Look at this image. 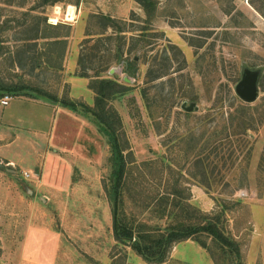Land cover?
<instances>
[{
    "label": "rangeland",
    "instance_id": "obj_1",
    "mask_svg": "<svg viewBox=\"0 0 264 264\" xmlns=\"http://www.w3.org/2000/svg\"><path fill=\"white\" fill-rule=\"evenodd\" d=\"M42 2L0 0V78L77 100L71 87L83 71L80 55L102 44L87 72L104 66L103 76L126 88L108 103L123 122L126 212L156 227L177 216L198 224L219 214L244 264H264V0H155L151 15L140 0ZM70 7L74 19L67 20ZM44 17L70 31L60 39L67 43L62 58L55 54L56 67L44 56L35 66L29 57L53 49L45 45L50 39L25 40ZM119 44L133 73L116 59ZM245 66L263 68L252 103L235 91ZM85 98L94 103L92 93ZM17 100L10 108L23 112ZM191 102L199 109L187 115L182 105ZM21 126L0 148V264H152L114 235L105 189L111 136L93 134V153L102 152L87 166L74 151H32ZM59 164L67 171L56 185ZM196 238L177 243L162 264H216L212 254L220 255L211 240L208 250Z\"/></svg>",
    "mask_w": 264,
    "mask_h": 264
},
{
    "label": "trees",
    "instance_id": "obj_2",
    "mask_svg": "<svg viewBox=\"0 0 264 264\" xmlns=\"http://www.w3.org/2000/svg\"><path fill=\"white\" fill-rule=\"evenodd\" d=\"M49 1L51 0H43L42 3L48 4ZM140 1L143 7L151 15V11L156 5L155 0ZM102 17L107 19V22L113 21V19L108 16L102 15ZM107 22H105V30H107L110 25V23ZM111 25L112 27L115 26V24ZM62 27L63 26L60 24H47V18L44 17L43 20L35 26L34 35L25 39L26 41H36L40 38L50 39V41L47 40L45 42V45L53 46V49L50 52H47L46 50L41 54L40 57H36L35 55L29 56L31 61L35 63V66L40 64L39 59L42 58V56L45 57L46 64L53 67L57 66L55 64L56 62L54 63L56 57L55 54L59 53V56L57 55V57L62 58L67 43L65 39H60L62 37H67L70 33V31H60ZM99 34H104V32ZM33 45L36 46V43ZM101 47L102 44H94L92 47L94 51H92L91 54L81 53L79 58V64L82 66L83 70L79 76L93 79L89 84L90 88L95 92L93 106H90L85 102L71 99L70 97H58L39 86L24 83L9 84L4 82L1 78L0 98L6 95H25L32 97V93H37L53 102H58L65 108L71 109L73 111L81 110L84 113L92 114L94 120L98 123L100 130L104 131L103 133L107 134L108 138L111 136L110 140L108 139V141H110L111 146L110 162L112 172L109 178V183L105 184V189L113 213L114 235L119 241L128 243L132 249L147 262L152 264L164 263L168 259L172 248L177 243L198 236L196 240L202 247L208 248V250L211 249L208 244V238L214 244L220 255V258L217 259L216 256L212 254L216 264H244L240 244L228 234L225 226L222 223L221 215L219 214L207 216L202 215L203 220L198 224L187 223L182 220L184 217L177 216L178 218H175L176 220L169 223L165 227H156L154 225L148 224L145 221H140L138 218H136V216L130 215L126 212L125 195L129 181L127 179L129 168L127 157L125 155L126 150L125 147H123V142L121 139L123 122L118 111L114 108H111L108 104L112 98L121 95L126 88L113 78L104 77V66H99L101 68L98 69L96 68L94 75H90L87 72V69L90 68L89 64L87 63L88 60L95 59L97 57L95 50H99ZM3 48L2 40L0 39V55L4 54ZM25 53H29V49H26ZM122 57V47L119 44L116 52V59L120 64L125 63L124 68L127 73H133L132 70L134 69V64L128 60L125 61ZM186 114L190 115L192 112L186 111ZM194 140L196 142V139ZM207 145L210 146L209 142ZM159 204L162 205L163 201H161ZM175 205L182 207L179 203L174 204V206ZM203 237H207V240H205Z\"/></svg>",
    "mask_w": 264,
    "mask_h": 264
},
{
    "label": "crops",
    "instance_id": "obj_3",
    "mask_svg": "<svg viewBox=\"0 0 264 264\" xmlns=\"http://www.w3.org/2000/svg\"><path fill=\"white\" fill-rule=\"evenodd\" d=\"M76 16L78 17L77 14ZM76 55L78 57L79 52ZM74 63L76 65L72 68V74H74L78 62L74 61ZM72 79L71 88L73 91H77L76 95H72L73 98L83 100L90 106L94 105L85 98L91 93L95 98V94L89 86L90 79L80 76H73ZM15 99H18L17 103H20V106L24 108L23 112L17 111V109L11 110V102ZM26 110L27 113H25ZM40 114L42 115L41 118ZM96 123L94 117L87 113L73 111L50 101L26 96H12L8 105L3 106L0 104V148L8 147V137H11V134H19L15 129L22 125L21 127L26 130L22 134L31 135L25 141L27 145L31 146L32 151H38L41 147H43V153L48 152L49 154H54L53 151H74V154L83 155L82 162H85V165L88 163L87 166H90L94 161L92 157L96 158L99 151L102 152L101 147H96L99 151L93 153V134H104L99 131V126ZM13 139L10 144L16 140ZM44 142L45 144H43ZM64 166L59 164V168L56 169L58 174L54 178L56 185L65 179L66 175L63 171H67V168Z\"/></svg>",
    "mask_w": 264,
    "mask_h": 264
},
{
    "label": "water",
    "instance_id": "obj_4",
    "mask_svg": "<svg viewBox=\"0 0 264 264\" xmlns=\"http://www.w3.org/2000/svg\"><path fill=\"white\" fill-rule=\"evenodd\" d=\"M263 68H250L245 66L242 71V78L237 83L235 91L237 95L247 103L255 102L260 94V78ZM124 80L128 81L125 77ZM182 109L185 111H197L199 109L196 102H191L189 105L184 103Z\"/></svg>",
    "mask_w": 264,
    "mask_h": 264
},
{
    "label": "bare ground",
    "instance_id": "obj_5",
    "mask_svg": "<svg viewBox=\"0 0 264 264\" xmlns=\"http://www.w3.org/2000/svg\"><path fill=\"white\" fill-rule=\"evenodd\" d=\"M57 13H60L59 8H58ZM73 18H74V9H73V7H70V10H69L68 15H67V20H72ZM52 22L57 23L58 19L57 18L53 19Z\"/></svg>",
    "mask_w": 264,
    "mask_h": 264
},
{
    "label": "built area",
    "instance_id": "obj_6",
    "mask_svg": "<svg viewBox=\"0 0 264 264\" xmlns=\"http://www.w3.org/2000/svg\"><path fill=\"white\" fill-rule=\"evenodd\" d=\"M12 99V96H9V95H6V96H4L2 99H1V103L3 104V105H8L9 104V101ZM26 173V176H28L29 175V173L28 172H25Z\"/></svg>",
    "mask_w": 264,
    "mask_h": 264
}]
</instances>
